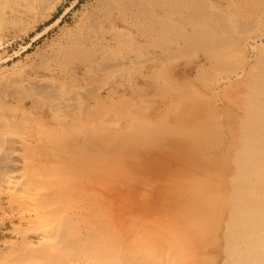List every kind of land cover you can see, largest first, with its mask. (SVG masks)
Wrapping results in <instances>:
<instances>
[{"label":"rangeland","instance_id":"rangeland-1","mask_svg":"<svg viewBox=\"0 0 264 264\" xmlns=\"http://www.w3.org/2000/svg\"><path fill=\"white\" fill-rule=\"evenodd\" d=\"M0 125L49 160L96 159L118 194L175 180L180 163L143 167L164 150L219 196L148 259L126 232L148 222L116 198L113 241L51 253L18 228L0 264H264V0H0Z\"/></svg>","mask_w":264,"mask_h":264},{"label":"bare ground","instance_id":"bare-ground-1","mask_svg":"<svg viewBox=\"0 0 264 264\" xmlns=\"http://www.w3.org/2000/svg\"><path fill=\"white\" fill-rule=\"evenodd\" d=\"M35 140L32 134L13 132L0 125V214L3 215L0 234L16 237L14 231L20 228L31 243L44 251L56 253L75 245L85 235L77 240L74 236L83 231L99 232L101 238L113 241L118 230L114 205L117 198L119 208L125 206L148 222L138 233L126 231L127 236L130 235L127 240L131 239L142 252L141 257L148 259L147 255L159 247L166 246L165 250L172 251L171 248L180 245V236L176 237V233L182 231L186 219L199 221L198 217L210 210L212 200L219 198L214 197L216 192L208 193L203 188L201 173L181 163L178 154L167 156L164 150H150L149 161L143 162V167L152 171L158 164L162 170L163 166L166 170L179 163L182 165L175 180L170 178L174 175L169 172V178L157 182V187L161 188L158 192L147 195V191L140 195L138 190L133 193L125 190L118 194L115 184H101L95 172L102 164L96 159L90 160V168L86 167L82 153L72 165L61 157L49 160L41 155L42 146ZM46 143L51 144L49 138ZM105 171V177L111 174ZM175 192L179 194L173 198ZM149 241L152 246L148 245ZM7 245V241L0 243V248ZM34 263L28 260L17 264Z\"/></svg>","mask_w":264,"mask_h":264}]
</instances>
